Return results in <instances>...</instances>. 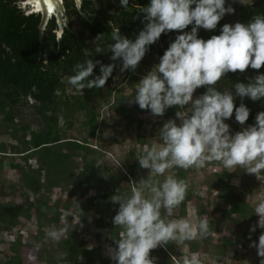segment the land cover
I'll use <instances>...</instances> for the list:
<instances>
[{
	"label": "trees",
	"instance_id": "obj_1",
	"mask_svg": "<svg viewBox=\"0 0 264 264\" xmlns=\"http://www.w3.org/2000/svg\"><path fill=\"white\" fill-rule=\"evenodd\" d=\"M148 3L149 0H129V8L121 9L119 0H80L79 5L74 0H61L67 24L59 25L54 14L48 15L41 24V13L31 10L23 0H0V135L15 142L12 153H22L5 155L10 152L7 151L9 146L0 143V176L3 160H7L8 169L17 172V175L14 173L17 181L6 183L12 190L8 193L4 192L0 178V194L11 197L0 201V231L20 226L14 230V238L6 241L7 251L1 254L0 264H25L20 254L22 245L34 248V264H115L103 248V244L115 247L113 239H118L121 231L112 223L119 206L112 203L110 197L130 191L133 181L148 175V170L141 168L137 159L143 154L144 146H151V142L146 143L142 136H137L138 148L132 146L119 156L111 153L114 158L111 159L100 143L101 130L111 126L112 133L121 134L113 129L120 120L128 130L133 110L124 105L128 96L124 94L125 87H130L129 95L135 97L137 82L182 33L162 34L149 46L134 72H120L121 61H112L111 52L95 54L93 50L92 57L88 58L116 65L104 88L81 92L70 85L68 79L74 74V65L86 59L83 50L94 48L93 41L98 34L102 33V47L107 50L112 25L120 27L122 35L135 40L144 22L133 4L144 6ZM257 13H264V0L239 4L240 23H246ZM225 23L223 17L215 30L199 29L198 38L207 40L219 35ZM191 27L185 31H191ZM99 74L97 65L94 75ZM259 74H264V66L259 70L249 67L243 73L230 72L217 88L223 91L227 86L234 94L235 83H248ZM205 91L206 87L198 88L194 98ZM241 103L250 110L248 120L241 126H254L257 113L264 111V98L252 101L247 97L243 100L235 97V106ZM102 106L109 111L107 118L98 117V109ZM22 107L29 108L32 117H22ZM178 110L173 106L158 117L175 120ZM231 118L235 120L234 113ZM225 123L228 124V120ZM135 124L140 126L141 120ZM238 131L240 127L234 128L233 134ZM89 144L95 147L89 149ZM98 161L102 163L96 167ZM219 167L223 168L214 162L202 169L171 170L178 179L189 184L187 196L197 201L199 208L202 209L204 194L215 202L211 213L217 211V204L223 206V213L217 218L210 216L206 209V213L197 209L198 218L206 217L211 223L208 237L181 245L169 243L152 250L150 257L157 258L156 264H180L187 253L197 252L203 264H211L214 256L223 255L225 249L211 240L218 221L229 235L239 239L241 246L249 240L258 243L264 231L256 228L251 232L250 228L254 225L252 220L256 217L254 208L258 199L264 198L258 196L256 199L259 194L257 180L260 179L239 167L233 172L223 168L222 174H218L216 168ZM197 171L202 172L199 178ZM90 189L96 195L93 206L83 199ZM53 190L59 193L55 201L51 199ZM16 194L23 198V203L14 199ZM77 202L82 213L76 212ZM20 217L25 220L22 224ZM62 217L70 220L68 234L55 241L47 233L62 228ZM237 217L249 222L243 230L235 224ZM88 218L95 227L91 242L80 232L82 222ZM236 251L232 252L235 258L239 257ZM261 259L264 258L257 255L249 264H260Z\"/></svg>",
	"mask_w": 264,
	"mask_h": 264
},
{
	"label": "clouds",
	"instance_id": "obj_2",
	"mask_svg": "<svg viewBox=\"0 0 264 264\" xmlns=\"http://www.w3.org/2000/svg\"><path fill=\"white\" fill-rule=\"evenodd\" d=\"M241 2L247 5L250 0ZM119 3L121 9L129 8V0ZM133 5L144 22L135 40L122 35L120 27L112 25L107 50L102 47V33L98 34L94 48L83 50L86 59L74 65L68 83L81 92L105 87L116 65L88 58L93 50L95 54L111 52L112 61H121L120 72H134L149 46L162 34L182 33L169 44L159 63L137 82L135 97L129 100L153 116H163L168 108L175 106L179 109L176 112L179 123L167 120L151 146H144L137 160L141 168L148 170V175L133 181L130 191L110 197L119 206L112 223L121 231L119 238L113 239L115 247H107V255L115 264H156L157 258L150 257L152 250L169 243L181 245L203 240L212 231L206 217L195 221L169 219L185 201L189 188L185 180L171 173L172 169H202L218 162L229 172L239 167L258 179L264 173V111L257 113L254 126L234 134L225 123L234 113L235 120L245 124L250 110L244 103L235 106L234 99L264 98V74L252 77L248 83H235L234 94L227 86L223 91L217 88L227 73H243L249 67L259 70L264 66V13L252 15L246 23H225L219 35L204 40L198 38L199 29L215 30L226 14L234 12L231 6L225 7V0H149L144 6ZM190 25L191 31H185ZM97 65L100 74L94 75ZM201 87H206V91L194 98V92ZM101 163L98 161L96 167ZM76 212L82 213L78 202ZM254 213L259 219L250 228L251 232L257 226L264 229V198L256 204ZM221 230L229 235L226 229ZM67 234L66 222L65 227L47 233L55 241ZM229 236L235 247L241 248V243ZM250 247H255L257 255L264 258V233ZM180 264H203V261L197 252L184 256ZM260 264H264V259Z\"/></svg>",
	"mask_w": 264,
	"mask_h": 264
},
{
	"label": "rangeland",
	"instance_id": "obj_3",
	"mask_svg": "<svg viewBox=\"0 0 264 264\" xmlns=\"http://www.w3.org/2000/svg\"><path fill=\"white\" fill-rule=\"evenodd\" d=\"M155 63H159V60ZM132 91V89L130 87H125L124 89V94L128 95L126 101L124 102V105L128 108L133 110V117H132V121L129 124V128L126 131L123 127H124V121L120 120L117 124H115L113 126V129L118 130V132H122L121 134L119 133H112L111 131V126H109L108 128H104L101 130V140L100 143L102 142L104 145L103 148L105 149V152L111 157V159H114L111 156L112 154L115 155H122L126 152V150L128 148L139 147V144L136 142V137L137 136H142L144 139V142H152L157 136H158V132L159 129L163 126V123L166 122L168 119H164L162 117H158V116H153L149 110H141L138 106V104L136 103H129V100H133L134 97L129 95V92ZM107 108L105 106H102L98 109V117L99 118H107L108 115ZM20 114L22 115V117H32L30 114V110L27 107H22L20 108ZM114 114V112H113ZM137 120H141V124L140 126H137L135 123L137 122ZM177 123H179L177 117L176 119ZM228 124L230 126V133L233 134V130L234 128H238L240 127L241 130L242 128H244L245 126H241L239 123L235 124L232 121H230L228 119ZM1 134V133H0ZM121 137H124V141H121ZM0 143H4L5 145L9 146V149H7V151L10 152H6L5 155H19L22 153H12V151H14L12 149V146L15 144L14 141L8 139L7 137H5L4 135H0ZM12 144V145H11ZM90 145V144H89ZM89 149L94 148L95 146L90 145ZM99 149V148H98ZM5 157V156H4ZM2 169H1V176L0 178L3 179V184H4V192L8 193L11 190V188H8V186L6 185V183L9 181L11 183H14L15 181H17V178L15 177V174L17 175V172L14 170H10L7 167V160H3V164H2ZM208 170V169H207ZM217 173L218 174H222L223 172V168L219 167L216 168ZM15 173V174H14ZM202 174L201 171H197L196 173V177L199 178L200 175ZM6 181H5V180ZM161 180L164 179V177H160ZM258 185H257V192L259 193L256 196V199L259 198L260 196H264V173L261 174V178L260 180H257ZM129 184H131V182H129ZM196 187V186H195ZM131 188V186H130ZM129 188V189H130ZM52 195V200L55 201L56 197L59 196V193L56 192L55 190H53L51 192ZM203 195V205L201 206V208H199L200 206L198 205L197 201H194L192 198L186 196L185 201L179 206V208H177L175 211L177 212V216H179L180 214H182V216L184 215V217L188 218V219H193L194 221L198 218V215L196 214V210L200 209L201 212L206 213V210L208 212H210V216H214L219 218V216L222 215L223 213V206L219 205V208L217 209V211L215 213H211L212 209L215 207V202L211 199L208 198L207 196ZM259 196V197H258ZM11 197H3L0 194V201L2 199H10ZM96 198L95 192L93 190H88V192L84 195L83 199L84 201L93 206L94 200ZM14 199L17 200L20 203H23V198L21 196H18L17 194L14 196ZM206 209V210H205ZM174 211V212H175ZM193 213H195V216H193ZM221 215H220V214ZM177 216L173 217L171 219H175ZM24 218L20 217V221L21 224L24 222ZM65 222L67 224L70 223V220L66 219V217H62L60 220V223L62 225V228L65 227ZM219 222V221H218ZM220 223V222H219ZM221 224V223H220ZM19 225V224H18ZM13 226L12 228L5 230V231H0V257L1 254L3 252H6V241L9 239H13L15 234H14V230L20 226ZM93 225V226H92ZM237 226H239V229H244L245 226V222H243L242 220H239V223H237ZM94 223L90 220V218H88L87 220H85V222H82V227L80 229V232L83 233L86 237V239L88 240V242H91L93 240V232L92 229H94ZM215 230V229H214ZM213 232L211 233V239L217 242L218 245L223 246L222 244L224 243L225 245H227V251H228V255L227 257H224L222 259H219V257H216L213 259V261L211 262V264H249L250 262H253L256 257H257V250L255 247H250V244H252L253 240H249L246 243L245 246H241V248L235 247V244L232 242L233 240L231 239V237L224 231L221 230V228L218 230V232ZM223 237H225L226 239H223ZM215 242V243H216ZM110 245V244H109ZM103 248H104V253L107 254V247L105 246V244H103ZM225 247V246H224ZM238 249V251H236L239 257H236L235 259L231 258V253L233 252V250ZM20 254L23 257V260L25 261V264H34V248L33 247H28L25 245H22L20 248ZM192 253H187V256H190Z\"/></svg>",
	"mask_w": 264,
	"mask_h": 264
},
{
	"label": "water",
	"instance_id": "obj_4",
	"mask_svg": "<svg viewBox=\"0 0 264 264\" xmlns=\"http://www.w3.org/2000/svg\"><path fill=\"white\" fill-rule=\"evenodd\" d=\"M74 1L76 5H79L80 0ZM251 2L252 0H250L249 3ZM23 3L29 5L31 10L39 11L41 13V24L48 15L52 14L56 16L59 25H61V23H64L65 25L67 24V18L63 16L61 0H48V3H46L45 0H23ZM240 3H242L241 0H225V7L231 6L234 9L233 13L224 16L227 24L234 25L235 23L240 22Z\"/></svg>",
	"mask_w": 264,
	"mask_h": 264
},
{
	"label": "crops",
	"instance_id": "obj_5",
	"mask_svg": "<svg viewBox=\"0 0 264 264\" xmlns=\"http://www.w3.org/2000/svg\"><path fill=\"white\" fill-rule=\"evenodd\" d=\"M260 199H262V198H260ZM260 199H258V200L260 201ZM177 215H178V214H177V212L175 211L174 214H173L172 216L175 217V216H177ZM172 216L170 217V219L172 218ZM179 218H186V217H184V215L182 216V214H180V215L177 216L175 219H179ZM258 219H259V217H258V215H256V217L254 218V220H252V223H253L254 225H256ZM239 220H242V219L239 218V217H237V218L235 219V224H236V225H237V223H239ZM242 221L245 222V226H244V228H245V227L249 224V222H247V221H245V220H242ZM238 227H239V226H238ZM220 228H221V229H225L224 226H223V224H220L219 222H216L214 232H218V230H219ZM239 228H240V227H239ZM256 228L259 229V230H263V231H264V229H261V228H259L258 226H257ZM241 230H243V229H241ZM219 231H220V230H219ZM234 238H235V236H234ZM223 239H226V238L223 237ZM235 239L239 241L238 238H235ZM211 240H212V239H211ZM212 242L215 243L216 241H214V239H213ZM216 244H217V242H216ZM222 245H223V247L225 246V247H224V248H225V249H224V254H223V255H215L214 258L219 257V259H222V258H224V257H227V255H228L227 245H225L224 243H223ZM214 258H213V259H214ZM231 258L235 259V257H233V255H232V253H231Z\"/></svg>",
	"mask_w": 264,
	"mask_h": 264
},
{
	"label": "flooded vegetation",
	"instance_id": "obj_6",
	"mask_svg": "<svg viewBox=\"0 0 264 264\" xmlns=\"http://www.w3.org/2000/svg\"><path fill=\"white\" fill-rule=\"evenodd\" d=\"M233 123L238 124L233 118H230Z\"/></svg>",
	"mask_w": 264,
	"mask_h": 264
},
{
	"label": "snow or ice",
	"instance_id": "obj_7",
	"mask_svg": "<svg viewBox=\"0 0 264 264\" xmlns=\"http://www.w3.org/2000/svg\"><path fill=\"white\" fill-rule=\"evenodd\" d=\"M46 3H48V0H45ZM50 6V5H49Z\"/></svg>",
	"mask_w": 264,
	"mask_h": 264
},
{
	"label": "built area",
	"instance_id": "obj_8",
	"mask_svg": "<svg viewBox=\"0 0 264 264\" xmlns=\"http://www.w3.org/2000/svg\"><path fill=\"white\" fill-rule=\"evenodd\" d=\"M224 232H226V231H224Z\"/></svg>",
	"mask_w": 264,
	"mask_h": 264
}]
</instances>
